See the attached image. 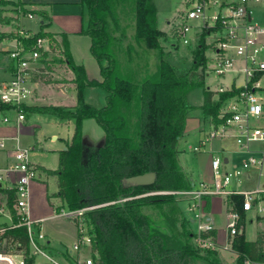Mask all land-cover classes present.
I'll list each match as a JSON object with an SVG mask.
<instances>
[{
    "label": "trees",
    "instance_id": "16d2710c",
    "mask_svg": "<svg viewBox=\"0 0 264 264\" xmlns=\"http://www.w3.org/2000/svg\"><path fill=\"white\" fill-rule=\"evenodd\" d=\"M81 3L87 10V22L80 32L90 38V52L99 64L100 80L87 77L84 66L76 64L70 55L66 35H62L60 46L53 34L44 30L46 23L40 25L38 32H29L27 38L19 33L12 34L25 51L33 48L38 37L49 38L51 47L60 46V57L54 61L65 63L74 74V106H24L25 117L40 113L73 122V133L66 142V149L58 151V167L45 169V172L57 176L59 196L69 210L97 206L81 215L93 239L92 264H192L195 261L193 250L169 219H155L141 208L175 201L173 193L147 194L149 192L190 189V181L177 158V144L186 122L185 94L194 87H203L201 109L204 116L216 124L221 121L219 114L224 103L240 89L214 92L205 87L207 58L203 38L196 48L190 70L176 73L163 57L156 9L150 0H81ZM8 5L15 4L0 0V7ZM21 13L48 17L40 10L29 12L21 8ZM10 20L0 8V24ZM120 26L123 32L132 28L130 41L122 42L117 36ZM142 51H160L161 55L150 67L144 64ZM45 57L44 52L41 59ZM95 86L106 91L102 107L92 105L83 96L85 87ZM88 118L95 119L103 130V138L84 163L81 161L82 122ZM148 172L155 173L152 184L125 182L128 177ZM3 192L8 195V212L17 223L14 191ZM204 200V210L208 211L210 197ZM241 201V195L233 194L228 202L240 212V222L243 218ZM184 235L190 232L184 231ZM207 235L216 240L215 230L203 234ZM6 237L25 247V264H35L36 253L29 255L25 226L8 227ZM230 245L236 254L235 264H244L245 260L264 262V230H259L254 240H247L243 234L235 236Z\"/></svg>",
    "mask_w": 264,
    "mask_h": 264
},
{
    "label": "built area",
    "instance_id": "2783aa9c",
    "mask_svg": "<svg viewBox=\"0 0 264 264\" xmlns=\"http://www.w3.org/2000/svg\"><path fill=\"white\" fill-rule=\"evenodd\" d=\"M261 11H264V0H190L188 9L183 12L180 23L175 28L176 39L183 45L195 44L196 49L203 38L206 45L204 55L207 49L213 51L211 57L205 55L207 58L205 74L214 76L215 80L227 76L229 78L227 84L219 82L217 92L232 88L240 89L238 94L227 100V107L221 110L219 114L221 121L212 123L204 137L192 149L194 152H200L211 140L231 138L238 150L245 152L247 157L225 169L226 164L222 157L215 156L211 160V182L201 181L199 188H193L191 191L158 192L191 196L188 211L193 213L191 221L197 224L195 235L203 247L216 245L211 235L203 236L204 233L208 234L213 230L204 211V197L217 195L223 197L227 208L226 243L229 246L235 236L244 232L240 212L228 205L230 195L242 196L241 212H250L255 208V203L258 212L264 210L258 206L264 197V190L229 188L233 181L238 182L250 168H256L259 175L264 174V125L251 123V120L262 117L264 102V85L261 84L264 78V23L256 19V14ZM27 15L32 17L30 13ZM19 35L27 38L29 33L19 32ZM206 38H209V41H206ZM50 48L49 38L38 37L31 50L25 51L18 43V46L9 53L12 76L9 80L0 81V124L6 125L11 122L9 113L15 115L17 127L24 121V106H28L32 97L29 85L32 64L41 58L44 52L50 51ZM8 139L14 140L15 144L11 147L13 160L0 167V215H7L10 223H0V264H25V247L18 241L10 242L6 237V231L8 227L25 226L29 239V255L47 250L41 222L31 219L29 214L30 184L37 178L38 168L30 159L33 148L19 145L17 136L11 138L0 136V151L8 148ZM8 190L14 191L17 223L13 222L8 212V195L3 192ZM93 207L68 209L66 212L63 208L60 210V214L74 221L77 231L76 240L64 251L66 255L76 254L83 249L91 251L92 235L81 215ZM92 262L91 254L85 258L74 259L75 264ZM244 264L264 262L245 260Z\"/></svg>",
    "mask_w": 264,
    "mask_h": 264
},
{
    "label": "crops",
    "instance_id": "0c3cea01",
    "mask_svg": "<svg viewBox=\"0 0 264 264\" xmlns=\"http://www.w3.org/2000/svg\"><path fill=\"white\" fill-rule=\"evenodd\" d=\"M6 1L13 2L16 6L9 5L8 8L10 9V11L4 12V15L7 18H10L12 20H10L6 24H0V81L9 80L11 79V76H12L11 74L12 73V61H11V58L9 57V53L18 46L17 40L15 37L12 36V34H16L19 32L36 33L40 30V25L42 23L47 24L44 30L52 33L55 40L60 44V46H62L61 44L62 35L63 34L66 35L69 52H70V55L73 61L76 64H81L84 66L87 77L89 79H98V80L101 79L99 64L96 62V60L94 59V57L92 56L90 52V38L89 36L82 34L80 32L82 27L87 22V10L82 5L81 0H6ZM150 1L156 9V14H158L156 3L154 2L155 0H150ZM185 1L186 3L189 4L190 0H185ZM21 8H24L28 10L29 12L38 11V10L45 11L48 17L42 18L41 16L35 13H30L32 14V17H28L27 14L21 13ZM182 14L183 12L182 13L179 12L175 16L176 20L180 21ZM158 22L159 21H158V15H157V27L160 30V32H164L163 29L159 28ZM262 23H264V21ZM123 24H124V21H122L121 26ZM171 24H172L171 20H166V26H171ZM121 26L118 28L117 36L122 39V42L126 43V41L128 40V36H126V34L123 32V29H121ZM60 46L58 47L57 45H55L51 47L50 51L46 52V57L44 59L39 58L38 60L33 62L32 69L30 71V78H29V85L32 89V97L29 101L28 106L62 105V106L72 107L75 105L76 103L75 95L74 93L73 95H71L70 93L71 90L75 91V85L73 82L74 74L67 67L65 63L54 61V58L60 57L59 56ZM103 65H105V62L103 63ZM88 66H90L93 70L92 76L88 75L89 74ZM209 76L211 75H205V79L208 78ZM225 80L226 78H222L218 81L224 82ZM228 81H229V78H228ZM214 82H216L215 78H214ZM218 86H219V83L216 84L214 88H212L211 86H207L206 88L207 89L209 88L210 90L214 92H217L216 89ZM88 89L89 87L86 88L85 90H88ZM103 91H104V94H102L101 96V99L103 100V102L100 107L105 105L106 91L104 89ZM85 99L86 101L91 103L86 96H85ZM203 100H204V96H203ZM91 104L93 105V103ZM202 104L203 102L199 105L200 109H201ZM186 106L188 107L189 105L186 104ZM226 107H227V101L222 106V109ZM202 114H203L202 120L199 119L198 126L194 130V136H196V142H195L196 144H194L193 146L197 145L200 142V140L204 137L205 133L210 129V126L212 125L210 118L204 116L203 110H202ZM9 116L11 118V122L9 124H6V125L0 124V136L8 137V138L17 136L19 145L27 146V147H34L33 150L43 149L41 140H39L36 136L37 131H39V129H41V127L43 126L54 124L56 126L67 127L69 129L67 136L63 138L64 147L62 149H58V151L66 149V142L70 140L72 133H73L74 126H73L72 121H62L52 115H45V114H40V113L31 114L25 117L24 121L20 124L19 127L15 125V115L13 113H9ZM263 117H264V102L262 106V117L261 118ZM88 119H84L83 123ZM183 136H184V132H183V135L178 140L177 158H178V162H179V165L182 171L186 174V176L188 177L190 181V189L186 191H191L195 186L192 173L191 171L186 170L184 168V166L182 165L179 159V153L181 152L179 149V141ZM51 139H56V136L52 134ZM14 144H15L14 140L8 139L7 141L8 148L6 150L0 151V167L9 164L13 160V158L11 157V147ZM99 144L100 142L99 143L97 142L95 147L97 148ZM193 146L188 145V148L194 153V155H196L197 152L193 151L192 149ZM206 147L207 149H206V152L204 153H206V155H208V158H209V167H210L209 182L212 181L211 160L213 157L215 156L222 157L223 161L226 164V166L224 167L225 169L230 168L231 165L233 164H237L238 161L236 162V160L245 159L247 157V154L245 152H241L238 150L234 140H232L231 138L222 139V140H213V141L211 140L210 142H208L205 148ZM31 161L34 164H36L38 168V176L30 184L29 202H30V198L32 199L34 194L40 191L42 197H45V201H46L45 203H47L48 207L50 209H53V212L55 213L57 217H62L63 215L60 214L59 212L62 208H64L65 204L63 200L61 199V197L59 196L57 176L50 175L45 172V169H51V168L45 167L41 163L33 161L32 159ZM250 171L258 172L256 168H250L249 170H246L244 172L242 177L245 176V179L249 180L251 178ZM198 176L200 178V175ZM51 177L55 180L57 184V193L54 192L50 194V192L48 191V181ZM242 177L240 178L238 182L233 181L231 183L230 188L241 190ZM201 181L205 182V180L200 178L198 183ZM54 195H57V197H54ZM215 197L216 196L210 197L209 210L208 211L204 210V211L206 212V215H207L206 217L208 218V220L211 222L213 226V230L216 231L215 242H216V245L219 246L221 243H219L218 241V232H217V228L214 225V219L212 216L214 212V207L217 204V202H215ZM55 198L58 199L57 204L53 202ZM183 198L185 199V197ZM183 198L182 200H177V206L180 201H186L187 209H188L191 198L190 197L186 198L187 200L186 199L184 200ZM221 200L223 201L225 213L227 214V208L223 200V197ZM259 202L260 203H258V206L264 208V205H263L264 197H262V199ZM204 206H205V200H204ZM256 206L257 204L255 203V208L253 209L255 213L253 215H249L248 212L247 213L242 212L243 218L246 217L249 220V222H253L254 221L253 218H255L256 216L264 217V215H261L260 212H258ZM29 214H30L31 219L35 221L36 220L39 221L40 219L43 218L41 214H37L31 207H29ZM45 217H52V216L50 215L48 216L46 214ZM243 218H242V222H243ZM227 220H228V217H227ZM188 221L189 223L190 222L193 223L191 219H189ZM0 223H10L9 217L7 215H0ZM73 224L75 225L74 221H73ZM41 226H42V223H41ZM244 231H245V227H244ZM76 235H77V231H76V226H75V238H76ZM75 238H74V241L76 240ZM227 239H228V232L226 236V242H227ZM44 241L47 243L46 251L50 252L51 249H53L52 244H51L52 238L45 234ZM80 252L68 256L64 252L59 251V253L63 256V258H65L69 262L74 261L76 257L81 258L79 255ZM36 256H37V253H36Z\"/></svg>",
    "mask_w": 264,
    "mask_h": 264
},
{
    "label": "rangeland",
    "instance_id": "374dc122",
    "mask_svg": "<svg viewBox=\"0 0 264 264\" xmlns=\"http://www.w3.org/2000/svg\"><path fill=\"white\" fill-rule=\"evenodd\" d=\"M154 2L156 3L158 12L157 15L159 28L164 30V32H161V35L159 37L163 57L171 64L176 73L184 74L185 72L189 71L192 66V61L196 49L195 44H193L192 46H186L177 41L175 28L180 23V21L176 20L175 16L179 12L182 13L186 11V9H188L189 7V4L186 3L185 0H155ZM8 6H1L0 8L4 9V12H8L10 11ZM256 19L259 22H263L264 11L256 14ZM166 20L172 21L171 26H166ZM108 27L111 31L112 22L110 19L108 20ZM124 33L126 34V36H128V40L126 42L130 41L133 33L132 28H128ZM206 41H209V38H206ZM142 52L143 53H141V56L144 64L150 67L154 66L161 55L160 51ZM212 54L213 51L210 49H207L205 52V55L208 58L211 57ZM88 72V75L92 76L93 70L90 66H88ZM225 78L226 80L224 81V84H227L228 76ZM219 82L220 81L218 80L214 82V76L211 75L205 79V87L211 86L212 88H214ZM261 84L264 85V78L261 80ZM86 88L88 87H85L83 90L84 98L86 96L94 106L100 107L103 102V100L101 99L102 94H104L103 88L100 86H95L89 87L88 90H85ZM70 93L71 95H73L74 93L76 98V91L71 90ZM185 102L189 106L185 111L186 122L184 127V136L179 141V149L181 151L179 153V159L184 168L191 171L193 180L195 182L194 188H199L198 181L200 178L205 180V182H209V158L208 155L204 153L206 152L207 147L202 149L200 153L197 152V154L194 155V153L188 148V145L193 146L194 144H196V136H194V130L198 126L199 119L202 120L203 116L202 110L199 108V105L203 102V87L197 86L189 90L185 94ZM133 111L134 108L132 106V116ZM251 123L264 125V117L261 119L251 120ZM68 130L69 129L67 127H59L54 124L41 127V129L37 131L36 136L39 140H41L43 149L31 150L30 158L33 161L41 163L45 167L51 169L57 168V151L58 149H62L64 147L63 138L67 136ZM52 134L56 136V139H51ZM82 135L83 149L81 161L85 163L89 155L96 149V143L101 142L103 138V131L99 127L95 119L90 118L84 123L82 122ZM241 160L242 159H238L236 160V162L238 161L237 163H239V161ZM250 173L251 178L249 180H246L245 176L242 177L241 190H264V174L259 175V172L257 171H250ZM198 175H200V178ZM48 191L50 192V194L54 192L57 193V184L52 177L48 181ZM153 192H157L156 194H165L158 192L168 191ZM149 194L153 193L149 192ZM173 194H175V201L164 204H148L142 206V212L151 215L155 219H160L162 217H166L169 219L170 223L175 228L180 237L184 241H186L189 247L193 250L195 261L192 262V264H235L236 254L231 249V246L225 243L227 236V214L225 213L223 201L221 200L222 196L217 195L215 197V202H217L218 205H215L214 212L212 214L214 225L217 228L218 232V241L221 244L219 246L214 245L213 247H203L200 245L197 236L195 235L197 224L195 222L189 223L188 221L193 217V213L188 211L187 202L180 201L177 206V200H182L183 197H185V199L189 197L191 198V196L187 194ZM54 197H57V195H54ZM45 202V197H42L40 191L35 193L33 198H30L29 202V207H31L37 214H41V216L43 217L42 219H40L41 221L39 220L42 223V232L52 238L51 244L53 248L50 252H37L35 264H75L74 261L69 262L59 253V251L64 252L67 247L73 244L75 238V225L73 224V221L68 219L67 217H57L53 212V209H50ZM53 202L57 204L58 199L55 198ZM63 209L65 212L68 210L66 205H64ZM254 213L255 212L253 210L248 212L249 215H253ZM46 214L52 217H45ZM260 214L264 215V211L260 212ZM253 220V222H249L246 217L243 218L242 225H244L245 227L243 236L248 240L256 238L257 232L264 229V217L256 216L255 218H253ZM184 231H189L190 235H184ZM89 251L90 250L88 249H83L79 253L80 257L85 258L86 256L90 255Z\"/></svg>",
    "mask_w": 264,
    "mask_h": 264
},
{
    "label": "water",
    "instance_id": "95a60500",
    "mask_svg": "<svg viewBox=\"0 0 264 264\" xmlns=\"http://www.w3.org/2000/svg\"><path fill=\"white\" fill-rule=\"evenodd\" d=\"M154 180H155V173L148 172V173L128 177L125 179V182L127 184H132V185H148V184H152Z\"/></svg>",
    "mask_w": 264,
    "mask_h": 264
}]
</instances>
